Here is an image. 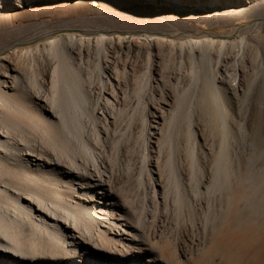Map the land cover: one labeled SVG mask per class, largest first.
Wrapping results in <instances>:
<instances>
[{"label":"bare ground","instance_id":"bare-ground-1","mask_svg":"<svg viewBox=\"0 0 264 264\" xmlns=\"http://www.w3.org/2000/svg\"><path fill=\"white\" fill-rule=\"evenodd\" d=\"M16 1L19 7L26 3V0ZM97 1L107 11V20L105 24L99 23L95 31L83 29L88 26L86 17L78 18L77 22L34 23L17 29L19 33L21 29L24 31L23 28L40 29L37 37L36 34L33 38L26 37L28 46H7L0 52V73H3V77L0 76V257L4 260L1 263L18 264L15 257L20 255L31 264H70L76 258L83 261L85 251L93 246L95 254L99 248L107 250L110 263L129 264L120 254L123 249L130 253L133 246H139L140 243H135L136 238L141 243H149L152 255L164 264H203L211 255H221L225 263H232L259 241V235L251 233L247 223L254 218L261 219L264 214V189L255 191L256 187L264 185V172L252 165L255 159L264 156V140L260 137L261 146L255 142L247 146L250 137L248 107L256 84L261 104L259 113L263 115L264 112V50L252 54L248 35L262 31L264 23L261 26L245 24L240 20L247 11L235 9L222 10L217 16L196 9L191 11V20L196 24L188 23L182 14L188 11L180 7L177 8L180 15H169L168 6L153 11L140 8V15L132 23V20L121 19V14L114 8L149 1ZM95 11L99 13V9ZM213 25L220 28H208ZM70 31L72 33L61 34ZM233 36L240 39L228 41ZM32 42L36 44L29 45ZM143 63L144 67H140ZM172 68L181 73L187 84L182 86L179 80L173 84L172 90L176 91L174 104L165 123L169 133L167 138V134L162 137L163 140L166 138L165 144L170 148L165 146L172 153L180 147L177 139L185 138L186 157L192 169L189 183L194 186L190 184V189L184 186L179 169L177 172V167L168 165L171 174L167 172L170 177L166 176L169 181L163 193V209L153 188L151 224L146 222L149 215L146 202L137 208L131 205L135 201H127V206L134 208L130 217L127 213L119 214L135 227L129 225L131 228L126 230L133 236L132 245L126 246L116 235L108 237L107 231L100 226L101 218L105 219L102 215L104 207H97L94 202L88 205L74 197L81 195L76 187L89 173L90 162L102 177L98 171L100 156L97 157L93 147L101 142L99 126L103 125L105 132L110 130L106 124L109 117L104 112L100 113L103 118L99 116L96 108L101 107L103 111L107 108L108 114L114 116L113 125L124 118L126 108H122V103L118 107L105 96V92H111L118 98L116 86L125 98V106L132 97L140 105L147 92L158 93V88L161 90L159 100H165L164 86ZM157 77L163 82L159 81L156 88L152 83ZM241 78L246 88L238 94L236 85L240 84ZM8 81L11 90H6ZM153 96L149 97L150 101L154 100ZM159 100H155L158 107ZM142 104L147 106L148 103ZM260 127L252 131L253 137H259ZM198 130L206 131L215 145L209 181H204L205 176L198 168ZM92 137L94 144L90 142ZM117 143L111 148V167L118 165L120 148ZM162 146L165 147L164 144L160 146L161 154ZM22 152L25 156L37 155L48 160L50 153L54 154L59 166L64 165L76 173L74 182L63 191L64 176L53 170L49 173L50 184L43 186L37 178L41 171L32 166ZM145 159H149V154ZM123 190L119 188L118 193L127 191ZM123 198L127 200L129 196ZM192 198L196 199L197 205L193 204ZM237 201L247 209V215L239 209L233 213L235 207L240 206ZM34 204L40 209L37 214L33 211ZM115 210L113 208V212ZM158 212L174 213L177 225L189 220L193 227L197 226L199 233H214V237L201 248L198 246L195 251L185 252V260H182L175 244L179 237L163 235L156 241L148 235ZM249 214L255 217L249 218ZM230 233L241 234L242 242L229 241L226 234ZM72 234L78 236L75 238L78 244L69 238ZM113 253L117 258H113ZM137 259H133L136 264Z\"/></svg>","mask_w":264,"mask_h":264},{"label":"rangeland","instance_id":"rangeland-1","mask_svg":"<svg viewBox=\"0 0 264 264\" xmlns=\"http://www.w3.org/2000/svg\"><path fill=\"white\" fill-rule=\"evenodd\" d=\"M146 1H149V3L141 2L130 7L117 6L114 9L119 14H121L120 15L121 19L124 18L128 20H132L131 21L132 23L134 19L138 18L137 15H140V8L146 7L149 10L153 11V9L154 10L166 9L165 6H168V8L171 11V14L169 15L172 14L180 15L179 10L177 9L180 7L188 11V13L186 12L182 13L184 20L188 23H194V21L191 20V17L193 16L191 11H194L196 9L198 10L204 9L206 11L205 13H208V15L210 16H214V15L217 16L219 15V13H221L222 10H226V9L243 10V11H247V14L242 15V18L240 20L243 23L245 24L256 23L259 24L260 26L264 23V3L261 4L263 0H216V1L215 0H146ZM214 1L215 3L212 4ZM98 9H99V13L97 14L95 10ZM99 14L101 15L98 16ZM106 15H107V11L100 6V3L97 0H45V1L26 0V3L22 7H19V4L16 0H0V49H1L0 52L3 49H5L7 46L9 47L12 45L26 47L28 46L26 42V39L28 38L26 37L33 38L35 34H36L35 37H37V35L40 34L39 32H41L40 29L37 30L36 28L35 29L31 28L32 30L29 28H23L24 31H22L21 29L19 33V30L17 29H20L21 27H28L34 23H47V22L55 23L59 21L77 22L78 20H80V18L86 17V19H89L87 20L88 22L85 23L88 26L85 25L86 27H84L83 29L91 32L92 30L95 31V29H97L100 26V24H105L104 22L107 20ZM89 25L91 27H89ZM198 25L200 27L202 26L200 24ZM208 28H211V30H218V28L220 27L213 25L212 27H208ZM229 28L230 27H227V29ZM25 32L27 33L26 36H25ZM69 33H72V31L63 32V33L61 32V34H69ZM239 39L240 38H235L233 36L228 41H236ZM263 41H264V29L257 34L252 33L248 35V42L250 43V50L252 54H256L257 51L260 54V52L264 50ZM15 42L16 44H13ZM34 44L36 43L32 42L29 45H34ZM4 45L6 46L4 47ZM258 63L261 64V61L260 62L258 61ZM139 66L144 67V63L139 64ZM19 74L20 73H18L17 75ZM0 76L3 77V73H0ZM130 76L133 77L134 75L131 74L130 72ZM178 80L181 82L182 86L187 84L186 79H184V77L181 76V73L178 72L176 69L172 68L168 72L167 83L164 86V91L166 92V96H165L166 99L161 101L159 100V96H161L160 94L161 90H159L158 88V93L157 91H155L154 93L147 92L145 97L143 99L141 98L140 105L137 102L138 100L135 97H132V99L130 100L128 99L129 101L127 100L126 102L127 107H126L123 104L125 98L123 97V94H121L120 88L117 86H116L117 93H115V95H117L118 98H115V96L111 92H105L106 93L105 96L109 98L110 101L114 102V104H117L118 107L122 103V108L123 106L126 108V115L124 116V118L120 119L117 122V125L112 124L114 120L113 118L114 116H110L108 114L109 112L107 111V108L106 109L104 108L105 111L100 110L101 107L96 108V113H98L99 116H101L100 113L104 112V115L109 117L107 118L106 121V124L109 126L110 129L108 132H105L103 125L100 126L98 125L100 131L102 130L100 132L101 142L99 144L101 146L96 145L97 143L94 142L93 137L91 138L92 140L90 139L91 143L93 141L92 144L96 143L94 144L93 151L96 150V152L98 151L97 153H99L97 154L94 151L97 157L98 155L100 156L99 160L101 162L99 161L100 164L98 167L99 168L98 171H101L102 177L98 176L99 173H97V169L92 167L91 165L92 162H90L91 164L90 163L88 164L89 173L86 174V177H84L82 182L78 184L76 187L77 192H79L81 195H74V197L76 199H80L84 201L88 205L89 204L91 205V202H94L97 207H104V211L102 215H104L103 217H105V219L101 218L103 223H100V226L107 231L108 237L116 235L118 238L121 239L123 244L126 246L128 245L131 246L132 245L131 241H133L132 234L128 233L126 230H129L131 228L129 227V225L135 227V224L133 225V223L128 219L130 217L129 214L133 212L134 208L131 209L132 206L130 205L127 206L128 203L127 201L129 200L130 202L135 201L131 205L137 208L141 207L143 204L145 205L146 202V205L148 207V214H149L146 218V222H149L151 224L153 222V218L151 217V212L154 208V206L151 203V198L153 197V188H155L156 191V200L158 203H160V208L162 207L163 209L164 207L163 193L168 187V185L166 184H168L169 181V179L167 181V178L170 177V175L167 176V174L168 173L171 174V168L169 169L170 165L174 166L175 168L177 167L176 168L177 172L178 169L179 172H182V173L178 172V174H180V177L182 176L181 179L184 186H186L188 189H190L191 185L194 186L192 182L189 183V178H190L189 175L192 174V171L190 173V170L192 169L190 168V165L186 157L187 145H185L186 144L185 138L180 137L177 139L176 142L179 144L178 146H180L181 148L177 146L179 149L177 150L176 148L177 152L175 151L174 153H172L171 149H169L170 148L169 144L168 145L165 144V140L168 137V133H169L167 132L169 131V129H167L166 121L172 112L171 105L174 104V95L176 94V91L172 90L173 84L177 83ZM159 81H161V83L163 82L161 78L157 77V80H154L152 84L157 88V84H159ZM115 83L116 82L114 81V84ZM9 84H11L10 81H8L6 90L9 89L11 90V85L9 86ZM236 88L238 94L242 93V90L246 88V85L243 82L242 78L240 84L236 85ZM258 88L259 87L256 84L254 91L251 95L250 105L248 107L250 109V115H249L250 118L248 123L250 137L248 138V143H247L248 147H250L253 142L257 143L258 146H261L262 144H260L261 143L260 141L264 140V112L263 115L262 113H259L260 112L259 107L261 106V104H260V98L258 97L259 96ZM152 94H154L153 96L154 100L150 101L149 97L152 96ZM156 99L160 101L159 107L157 106L158 102H155ZM145 101H147L148 103L147 106L142 104ZM233 103L236 105L235 107L237 109L238 103L236 98H234ZM102 104L104 105V103ZM137 105L139 106L137 107ZM131 115L133 116L132 118H130ZM198 122L199 125L202 123L201 120H199ZM259 125H261L260 127L261 132H259L260 134H258L259 137L256 136L253 137L252 131L255 130L256 127ZM200 126L203 129V124H201ZM162 134L163 136L167 134L165 135L166 136L165 140H163L165 136L162 137ZM207 135L208 133L206 131L198 130L196 136L197 144H198V149L196 150L198 156L197 163H199L198 166L199 170L201 171V173L203 172L202 174H204L205 176L204 181H209L210 176L212 174L210 161H211V153H213L212 151L215 148V145L213 144L211 137ZM117 137H118V141H116ZM260 137L262 138V140L260 139ZM239 139H241V137H239ZM102 140H104L105 145L104 143H102ZM115 142H118L117 146L120 148L119 150L120 152L117 156L118 165L115 167H111V159L113 158V152L111 153V148L112 147L114 148ZM262 143L264 144V141ZM162 144H164V146L167 145V147L169 148H167L166 146H165L166 148L162 146L163 152L161 151L162 152L161 154L160 146ZM95 146L100 148L98 149ZM1 152L4 153V150H1ZM22 153H23V157L26 160H29V163L32 166L34 167L37 166L41 171V174L37 176V178L40 179L43 186H47L50 184L49 173L53 170L64 176L65 184L63 191H66L65 189L67 188V186L70 187L74 182L73 177L76 176L75 175L76 173L73 170L67 169L66 166L64 165L60 164L59 166L57 162V157L54 154L50 153V157L48 160L45 158L38 157L37 155L25 156V152ZM148 154H149V159L146 160L145 158L146 155ZM169 156H171V159H169ZM175 157H177V159H175ZM167 160L168 162L166 163ZM169 160L173 161V163L169 162ZM263 164H264V156L263 158H257L252 162V165H254L253 167H255L256 165L259 167V168L257 167L256 170H260L264 172ZM143 168H145V170ZM167 169L169 170L167 171ZM149 178H151L149 180L151 183L148 181ZM260 179L261 178H259V180ZM139 180L141 185H139ZM141 180L143 183L141 182ZM88 181H90L89 184H87ZM256 181L258 180H255V182ZM250 183L252 184V181H250ZM96 185L98 187H96ZM100 185L101 187H99ZM109 186L112 187L113 189L112 190L109 189L108 188ZM202 187L205 189V186ZM119 188L122 190L124 189L123 191L127 189V191H125V193L123 192L124 194H119L118 193ZM259 189H264V185H260L256 187L255 191H260ZM122 196L125 198L129 196V198L126 200ZM192 200H193V204L197 205L196 199L192 198ZM22 201L27 202L25 199H22ZM237 203H240V201H237ZM35 204L33 206V211L36 210V214H37L40 209L37 205L35 206ZM140 204L142 205L140 206ZM263 204L264 201L262 202V205ZM113 208L116 209L115 212H113ZM238 209L240 210L241 213L247 215L248 213L247 209L242 207L241 203L238 208L237 206L235 207L233 213L237 212ZM121 212L125 214L127 213L128 218L121 219V216L119 214ZM163 214H160L159 212L157 213V218H155L154 226L150 228L148 235L150 236V238L156 241L163 235H169V236L174 235L175 237H179L176 240L175 244H176V249L178 251V256L182 260L183 259L185 260V254H184L185 252L187 254V252L195 251V249H197L198 246H200L201 248L205 244V242L210 241L214 237V233H210V232H207L205 234L199 233V230L196 229L197 226L193 227L189 220L185 222L181 221L180 226L177 225V222L174 220V213H166L164 215ZM248 217L254 218L255 216L249 214ZM260 218L261 219L254 218L253 221L250 220L247 223V228L249 229V231L251 233L259 235L260 239L257 237L259 241L254 245L249 246V248L246 249V251L239 254L235 258L236 260L232 261V263L230 264H264V214H262ZM113 223L116 224L114 225ZM198 226L200 227L199 222H198ZM77 237L78 236L76 234H72V237L69 238L70 239L72 238V240H74L76 244H78L77 239H75ZM226 237L229 241L232 242H240V241L242 242V238H243L242 235L239 233L226 234ZM135 243H137L138 245L140 243V245L133 246L132 249L129 251L130 253H127L126 249H123L122 251L123 253L121 252L122 255L120 254V257L126 258L129 261L128 262L129 264H136V262H134L133 260L134 258H138L137 259L138 264H164L163 261H161L158 258H155L152 255L153 253L151 251L149 243L146 242L141 243L139 238L135 239ZM89 247L90 249L86 250L84 253L85 258L83 261L80 260V258H76L73 259L70 262V264H82L81 261L83 262V264H113L110 263V258H109L110 255L107 254L108 253L107 250L105 251V249L99 248L97 249V254H95L92 252L94 247L93 246H89ZM113 258H117L116 254L113 255ZM15 259L16 261L18 260V264H31L29 263V260H26L23 256L20 255L18 256V258L15 257ZM1 261L3 262L4 260L0 257V264H3L1 263ZM203 264H228V263L224 262L221 255H211L207 259L205 258Z\"/></svg>","mask_w":264,"mask_h":264}]
</instances>
